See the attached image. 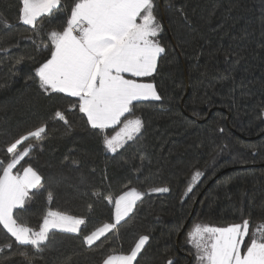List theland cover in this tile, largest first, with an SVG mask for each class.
<instances>
[{
  "label": "trees",
  "instance_id": "trees-1",
  "mask_svg": "<svg viewBox=\"0 0 264 264\" xmlns=\"http://www.w3.org/2000/svg\"><path fill=\"white\" fill-rule=\"evenodd\" d=\"M63 3L44 19V32L64 26L72 0ZM154 3L165 51L143 82L154 83L161 99L137 102L141 134L111 153L73 109L76 98L39 88L34 72L50 58L40 48L48 41L19 20L21 0H0V160L12 140L47 125L21 162L41 174L43 186L18 214L33 228L49 207L86 220L79 235L57 231L41 252L28 248L31 264H102L130 253L142 236L149 239L135 264H195L188 235L194 225L264 221V0ZM156 187L169 191H151ZM133 188L143 199L116 225L107 197ZM108 223L115 227L89 247L83 237ZM12 239L0 226V246ZM13 249L0 253V264H28L25 249Z\"/></svg>",
  "mask_w": 264,
  "mask_h": 264
},
{
  "label": "snow or ice",
  "instance_id": "snow-or-ice-1",
  "mask_svg": "<svg viewBox=\"0 0 264 264\" xmlns=\"http://www.w3.org/2000/svg\"><path fill=\"white\" fill-rule=\"evenodd\" d=\"M64 8L63 0H21L19 20L43 34L48 43L41 39L40 48L50 52V58L35 69L34 76L44 93L76 98L73 109L86 117L91 128L103 135L106 149L115 153L136 140L144 128L143 119L135 113L137 102L161 99L154 83L143 82V78L156 73L165 51L157 39L161 26L154 0H72L64 26L44 32V19L52 18ZM53 115L68 123L63 112L56 111ZM108 129H114V134H109ZM46 131L47 125L42 123L15 138L6 145V161L0 160V226L13 238L0 246V253L20 246L25 249L22 255L28 264H31L28 248L41 252L49 246L55 232L79 235L86 225L84 218L51 207L36 228L18 214L35 195L33 190L43 186L41 174L21 162L34 150L32 141H42ZM26 141L29 143L25 145ZM201 175L195 172L192 184ZM192 184L188 192L192 191ZM151 191L163 193L169 189L156 187ZM143 196L144 193L133 188L116 198L107 197L115 209V224ZM53 198L49 190V204ZM114 227L112 223L104 224L83 240L91 247ZM188 235L199 264H264V221L250 224L244 219L226 227L197 224ZM148 239L140 237L130 253L109 255L102 264H134Z\"/></svg>",
  "mask_w": 264,
  "mask_h": 264
},
{
  "label": "rangeland",
  "instance_id": "rangeland-1",
  "mask_svg": "<svg viewBox=\"0 0 264 264\" xmlns=\"http://www.w3.org/2000/svg\"><path fill=\"white\" fill-rule=\"evenodd\" d=\"M118 150H120V149H118ZM111 153H113V152H111ZM140 201V200H139ZM139 201H137L136 202V204L139 202ZM135 208V207H134ZM134 208L130 211V213L126 216V217H124L122 220H121V222H123L126 218H128L129 216H130V214L133 212V210H134ZM120 222V223H121ZM119 223V224H120ZM116 225H118V224H116ZM251 231V230H250ZM192 245V244H191ZM193 247V246H192ZM193 251H194V253H195V264H199V261H198V259H197V257H196V250L193 248Z\"/></svg>",
  "mask_w": 264,
  "mask_h": 264
},
{
  "label": "crops",
  "instance_id": "crops-1",
  "mask_svg": "<svg viewBox=\"0 0 264 264\" xmlns=\"http://www.w3.org/2000/svg\"><path fill=\"white\" fill-rule=\"evenodd\" d=\"M33 191H34V190H33ZM109 232H110V231H109ZM109 232H107L105 235H107ZM105 235L101 236L100 239H101L102 237H104ZM100 239H99V240H100ZM97 241H98V240H97ZM97 241H96V242H97ZM96 242H95V243H96ZM146 244H147V243H146ZM146 244L143 246L142 250L144 249V247L146 246ZM142 250H141V252H142ZM141 252H140V253H141ZM140 253L138 254V256L140 255ZM138 256H137V258H138ZM137 258H136V260H137ZM134 264H135V261H134Z\"/></svg>",
  "mask_w": 264,
  "mask_h": 264
}]
</instances>
